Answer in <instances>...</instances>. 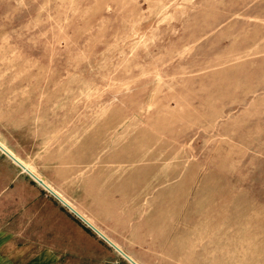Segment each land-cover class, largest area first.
Instances as JSON below:
<instances>
[{
  "label": "rangeland",
  "instance_id": "rangeland-1",
  "mask_svg": "<svg viewBox=\"0 0 264 264\" xmlns=\"http://www.w3.org/2000/svg\"><path fill=\"white\" fill-rule=\"evenodd\" d=\"M0 144L56 264H264V0H0Z\"/></svg>",
  "mask_w": 264,
  "mask_h": 264
},
{
  "label": "crops",
  "instance_id": "crops-1",
  "mask_svg": "<svg viewBox=\"0 0 264 264\" xmlns=\"http://www.w3.org/2000/svg\"><path fill=\"white\" fill-rule=\"evenodd\" d=\"M12 236L0 233V264H56L57 255L50 248L18 245ZM15 241V242H14Z\"/></svg>",
  "mask_w": 264,
  "mask_h": 264
},
{
  "label": "water",
  "instance_id": "water-1",
  "mask_svg": "<svg viewBox=\"0 0 264 264\" xmlns=\"http://www.w3.org/2000/svg\"><path fill=\"white\" fill-rule=\"evenodd\" d=\"M0 148L3 150V151H5L8 155H10L18 164H20L32 177H34L32 174H31V172L24 166V164H22L14 155H12L11 153H9V151H7L5 148H3L1 145H0ZM37 180V179H36ZM38 182H40L41 184H42V181L41 180H37ZM43 185V184H42ZM49 191H51L55 196H57L59 199H60V197L55 193V192H53L52 190H50V189H48ZM61 200V199H60ZM62 201V200H61ZM63 202V201H62ZM64 203V202H63ZM70 210H72V208H70L69 206H68V204H65ZM72 211H74V210H72ZM74 213L76 214V215H78L75 211H74ZM79 216V215H78ZM80 218H81V216H79ZM81 219H84V218H81ZM84 221H86L85 219H84ZM87 223V222H86ZM88 224V223H87ZM89 225V224H88ZM95 231H97L106 241H108L109 242V240H107L108 238H106V236H104L103 234H101L100 232H99V230L98 229H96L94 226H92V225H90ZM110 244H111V242H109ZM112 245V244H111ZM116 248V247H115Z\"/></svg>",
  "mask_w": 264,
  "mask_h": 264
},
{
  "label": "bare ground",
  "instance_id": "bare-ground-1",
  "mask_svg": "<svg viewBox=\"0 0 264 264\" xmlns=\"http://www.w3.org/2000/svg\"><path fill=\"white\" fill-rule=\"evenodd\" d=\"M1 145V144H0ZM2 146V145H1ZM3 147V146H2ZM4 148V147H3ZM33 175L36 177L37 180H41L42 184L51 189V187L45 182L43 181L36 173H33ZM66 204H68L63 198H61ZM70 208H72V210H74L79 216H81V218H84L82 215H80L79 212H77V210H75L70 204H68ZM85 219V218H84ZM87 221V220H86ZM89 225H91L89 222H87ZM102 234V233H101ZM107 238V237H106ZM109 240V242H111V244H113L128 260H130L133 264H138L136 261H134L129 255H127L124 251H122L113 241H111L109 238L107 239Z\"/></svg>",
  "mask_w": 264,
  "mask_h": 264
}]
</instances>
